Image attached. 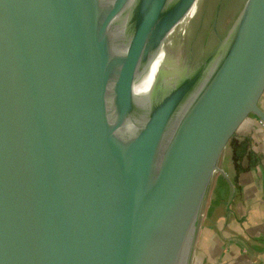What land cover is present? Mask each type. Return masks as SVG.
<instances>
[{
    "label": "water",
    "instance_id": "water-1",
    "mask_svg": "<svg viewBox=\"0 0 264 264\" xmlns=\"http://www.w3.org/2000/svg\"><path fill=\"white\" fill-rule=\"evenodd\" d=\"M199 0H0V264H192L223 158L264 124V0L194 64Z\"/></svg>",
    "mask_w": 264,
    "mask_h": 264
},
{
    "label": "crops",
    "instance_id": "crops-1",
    "mask_svg": "<svg viewBox=\"0 0 264 264\" xmlns=\"http://www.w3.org/2000/svg\"><path fill=\"white\" fill-rule=\"evenodd\" d=\"M221 169L203 210L192 264H264L261 121H247L228 148ZM220 177L223 188H219ZM228 179L234 184V193Z\"/></svg>",
    "mask_w": 264,
    "mask_h": 264
},
{
    "label": "flooded vegetation",
    "instance_id": "flooded-vegetation-1",
    "mask_svg": "<svg viewBox=\"0 0 264 264\" xmlns=\"http://www.w3.org/2000/svg\"><path fill=\"white\" fill-rule=\"evenodd\" d=\"M241 0H201L195 15L179 25L170 37L165 51V57L178 54L183 41L195 33L188 44L186 59L194 62L201 56L207 55L219 42V35L226 36L237 16ZM196 35H201V46L196 43ZM180 44V45H179ZM185 44V43H183ZM187 45V44H186ZM179 48V49H178Z\"/></svg>",
    "mask_w": 264,
    "mask_h": 264
},
{
    "label": "rangeland",
    "instance_id": "rangeland-1",
    "mask_svg": "<svg viewBox=\"0 0 264 264\" xmlns=\"http://www.w3.org/2000/svg\"><path fill=\"white\" fill-rule=\"evenodd\" d=\"M245 0H241V3H240V6H239V10H238V13H239V11H240V9H241V7H242V5H243V2H244ZM200 2H201V0H200ZM238 13H237V15H238ZM195 36V33H192V36L191 37H189L188 38V42H186V41H183V43H185V44H181V46H182V48L181 49H179V57H183V58H185L186 57V55H187V51H188V44H189V42L193 39V37ZM196 38H197V41H196V43L198 44V46H201V43H202V40L204 39L201 35H196ZM187 44V45H186ZM180 45V44H179ZM261 106H262V108H263V106H264V97H263V100H262V102H261ZM254 118H256V119H258L257 117H255V116H252V117H250L249 119H248V121L249 120H252V119H254ZM258 121H260L259 119H258ZM247 123V122H246ZM245 123V124H246ZM244 124V125H245ZM243 128V127H242ZM241 128V129H242ZM234 141H235V139H234ZM234 141L231 143V145L234 143ZM230 145V146H231ZM229 146V147H230ZM223 174V173H222ZM223 176V175H222ZM221 178V177H220ZM228 183H229V186L231 187V189H232V192L234 193V184H232V181H230L229 179H228ZM219 188H223V180H222V178H221V180H220V182H219ZM219 188H218V190H219ZM225 189V188H224ZM223 191V190H222ZM230 203V202H229ZM227 207V206H226Z\"/></svg>",
    "mask_w": 264,
    "mask_h": 264
},
{
    "label": "bare ground",
    "instance_id": "bare-ground-1",
    "mask_svg": "<svg viewBox=\"0 0 264 264\" xmlns=\"http://www.w3.org/2000/svg\"><path fill=\"white\" fill-rule=\"evenodd\" d=\"M199 3H200V0L197 1V3L195 4V6L193 7V9L190 11V13H189V15L187 16V19H186V20H188L189 18H191V17H193V16L195 15L196 11L198 10V5H199ZM186 20H185V21H186ZM185 21H184V22H185ZM184 22H183L182 24H184Z\"/></svg>",
    "mask_w": 264,
    "mask_h": 264
}]
</instances>
